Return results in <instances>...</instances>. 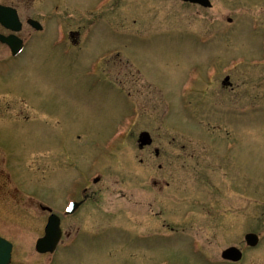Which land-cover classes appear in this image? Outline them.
Wrapping results in <instances>:
<instances>
[{
  "label": "rangeland",
  "instance_id": "374dc122",
  "mask_svg": "<svg viewBox=\"0 0 264 264\" xmlns=\"http://www.w3.org/2000/svg\"><path fill=\"white\" fill-rule=\"evenodd\" d=\"M94 1L0 0L22 17L41 18L44 28L20 58L0 65V234L13 244L10 264H228L221 253L243 243L242 232L264 240V0L227 1L234 30L206 42L198 35L226 24L209 15L219 0L205 9L178 0H119L100 16H85ZM57 24L82 28L81 47L57 40ZM105 50L112 52L102 77L81 74ZM215 62H235L232 89L220 87L222 74L212 76ZM132 110L137 119L129 129L118 117ZM117 128L126 137L91 186L89 211L80 210L86 233L99 235L64 244L46 261L34 243L49 206L62 204L73 177L104 166L97 161L105 157L100 142ZM142 132L151 142L139 147ZM181 144L186 160L175 156L171 168L182 181L167 188L168 155ZM208 154L233 161L227 173L214 165L217 176L202 187L220 203L216 220L206 216V198L192 181ZM191 208L192 217L182 221ZM76 225L79 217L64 224ZM196 236L203 247L190 251ZM242 264H264V241Z\"/></svg>",
  "mask_w": 264,
  "mask_h": 264
},
{
  "label": "flooded vegetation",
  "instance_id": "af4514ba",
  "mask_svg": "<svg viewBox=\"0 0 264 264\" xmlns=\"http://www.w3.org/2000/svg\"><path fill=\"white\" fill-rule=\"evenodd\" d=\"M118 1L119 0H95L91 5L87 6L83 10V13L85 16L88 14H91V13H94L97 16H100L99 14L102 13L107 8H109L110 6H115V4L117 5ZM178 1H181L182 3H187L189 5L197 6L201 9H205V8H208L210 6L212 0H207L206 6L202 5V4H198V3L185 1V0H178ZM219 1H220V4H219L218 8H216L217 10H215L214 12H209V15H213L216 18L231 16V14H230L231 10L229 11V9H227V7L224 6L227 1H231V0H219ZM0 4L9 6V7L15 9V11L17 13V16H18L19 22H20V29L18 32L14 33V34L22 40V44H23L22 51L24 50V48L26 47L27 43L30 41L31 38L33 40H35L38 38L39 34H44L43 30L36 31L33 29L32 26L28 25L26 22L28 19H34V20L42 21V20H40L41 18H33V17H28V16L22 17L21 13L19 12V9L17 7H15L14 5L3 4V3H0ZM212 22H214V21H212ZM215 26H218V25H215ZM89 27L90 26L88 24L86 26V31L88 30ZM261 28H262V47H261V49H262V53H261L262 65H261V67H264V27L261 26ZM229 30H231V29H227L225 31V27H221L220 31H219V28H217V29L215 28L213 30L212 35H211L213 37L212 40H215L216 36H218V34L221 33V31H222V33L223 32L230 33ZM11 34H13V31L3 27L0 24V35L8 36ZM199 35H202V34H199ZM86 37H87L86 35H83L82 28L79 27V29H69L67 32V38L66 39H67L68 44L71 48L72 47L80 48ZM0 47H1L0 65L9 64L11 60H15L16 57L22 52L21 51L16 57H11V52H10L9 47L6 44H4L1 40H0ZM106 52H107V50H105V54H106ZM108 59H109V57L104 56L103 58H101V60L89 62L88 64H86V66L84 67L81 74L86 75L88 77H95V76L102 77L101 69H102L103 65L105 64V61H107ZM215 63L220 64V62H215ZM227 76H228V80L221 79L222 81H221L220 87H222L224 89L225 88L232 89V84H231L230 79H229L230 74H227ZM130 114H133V112L130 111L128 113L127 112L122 113L120 115V117H118V119L121 120L122 118H125V117L129 116ZM118 122H120V121L118 120ZM135 122L136 121H134L132 123V126L135 124ZM108 140L109 139L107 137H105L101 140L100 150L104 151L105 157H103L104 159H101V160L98 159L97 160L99 163V166H102V165H104V166L102 168H100V167L94 168V169L90 168L86 173H84V174L82 173L83 176L80 178L79 177H73L75 179L71 180L72 185L70 186L69 190L63 191V193H62V204L61 205L55 204L54 206H49L50 208L53 209V211H51L50 213H48L45 216L44 222H43L42 227H41V232L43 230L44 225L47 222L49 215L54 214L60 220V225H61V229L63 232L62 238H66L69 240L71 239L72 241H75L77 239L76 241H78L82 238L81 236H83V235H87L88 237H90V235L92 234L91 238L97 237L99 235V233H96V232L88 235L86 233L87 227L86 226L83 227V225L80 222V218L82 216L81 212L84 213L83 210H86L85 205H87L90 202L91 196L93 195L92 191H91V186L97 184L101 180V177L104 175V171H105L104 170L105 166H106L105 160L107 159L108 154L109 155L112 154V150L117 147V146H115V147L112 146L111 148H109L108 147ZM111 144H114V143L112 142ZM172 146L175 148L174 143ZM225 148H226V146H225ZM225 148H224V150H225L224 152L227 153L226 152L227 149H225ZM179 149H180V152L169 153V155H168L167 165L169 168L168 172H169L170 180L165 181V184H164L167 188H170L172 186H173V188H175L177 185L181 184L180 182L182 181L181 180L182 176H180L181 174H179V173L175 174V172H174V171L177 172L178 169L177 168H173V169L171 168V165H173V167H174L173 160H174L175 156H177V158H179L181 160H186V158H185L187 156L186 145L181 144ZM209 150H211V149H209ZM107 151H108V153H107ZM212 152H213V147H212ZM153 153H154L155 157H159V155H160L159 148L155 147L153 150ZM190 155L194 157L193 154H190ZM210 156H212V157L210 158ZM88 159L90 161H93L91 159V157H89ZM230 159H231L230 156H228L227 154H223L221 159H219V157L217 155L208 154V159L200 161V167L196 170L197 173H195V175H192V177H193L192 181H193V183L196 184V186H197L196 188H198V189L201 188V189H199V190H201L200 193H201V195L204 194L203 197L206 198L204 204L206 203L207 206H205V207L202 206V208L205 210L206 216L211 218V219L216 220L217 216H216V212L214 211V206H217L220 203H217L216 201L210 199V198H212V197H210L211 194H209V192H205L202 187L204 184H207L209 186V183H212L214 180L213 177L217 176L216 174L218 173L219 170H218V168H214V165H217V166L222 165L223 168L226 167L225 172L227 173L228 172L227 167L230 166L231 163H233V161L231 162ZM175 166L177 167L176 164H175ZM180 166L184 167V164L182 163ZM210 166H211V168H210ZM161 168H162V165L159 164L158 169H161ZM80 171H81V169H80ZM96 176H98V178L94 180V178ZM152 183H153V186L158 185V182L156 180H153ZM174 192H176V191H174ZM59 195H60V192H57V198L59 197ZM29 198L33 199L35 197L32 195H29ZM37 198H38V201L41 200L39 197H37ZM73 202L76 203L77 206L75 207V209L72 213L67 214L66 210H67L68 206ZM197 202L200 204L199 201H197ZM201 204H202V202H201ZM41 208L43 209L44 207L41 205ZM82 208H83V210L80 211ZM86 211H89V210H86ZM192 211L194 213V211H195L194 208L193 209L192 208L186 209L182 214V221L191 218L192 216H188V215H189V213H192ZM79 213L81 214L80 216H78ZM77 217H79V224L80 225H76L74 230H69L68 228H66L64 226V224H67L68 221H70L74 218H77ZM214 217H216V218H214ZM246 234H247L246 232H244V233L242 232L241 235H244V236H241V237L244 238ZM140 237H141V235H137V238H140ZM62 240H64V239H61V241ZM193 242H196L197 247H199V248L201 246L203 247V241L199 237L196 236V237L191 238V245H190L191 247H193ZM238 248H240L241 252H242L241 260L238 262L225 260L228 264H242L245 260L246 252L251 250L250 248H248L245 245L244 242L241 243L238 246ZM192 250L193 249L190 248V251H192Z\"/></svg>",
  "mask_w": 264,
  "mask_h": 264
},
{
  "label": "water",
  "instance_id": "95a60500",
  "mask_svg": "<svg viewBox=\"0 0 264 264\" xmlns=\"http://www.w3.org/2000/svg\"><path fill=\"white\" fill-rule=\"evenodd\" d=\"M139 141H140L139 147H142L145 144H149L151 142L149 138V134L147 132H143L140 135ZM57 228H58L57 221L55 222L54 225L49 224L47 229V237L45 238V240H47L48 242L46 245L42 246L41 242L39 241L37 245V249L39 251L53 250V246L56 244V242L59 239V233L57 231ZM245 241L247 244L254 246L257 243L258 238L254 233H248L245 236ZM9 257H10V245L6 241L0 238V264H8ZM221 257L223 259L230 261H238L241 258V251L234 246L228 247L222 252Z\"/></svg>",
  "mask_w": 264,
  "mask_h": 264
},
{
  "label": "bare ground",
  "instance_id": "6f19581e",
  "mask_svg": "<svg viewBox=\"0 0 264 264\" xmlns=\"http://www.w3.org/2000/svg\"><path fill=\"white\" fill-rule=\"evenodd\" d=\"M32 41H33V39L31 38L30 41L27 43L26 47L24 48V50H23V51H22V52L16 57V59H18V58L21 57V55L27 50L28 46L31 44ZM263 241H264V240H263ZM263 241H262V242H263ZM262 242H261V243H262ZM261 243H260V244H261ZM260 244H258L257 247H258ZM58 252H59V250L56 251V254H57ZM54 256H55V255H54Z\"/></svg>",
  "mask_w": 264,
  "mask_h": 264
}]
</instances>
